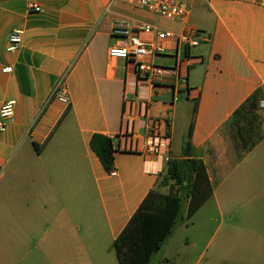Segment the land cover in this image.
Instances as JSON below:
<instances>
[{
    "label": "crops",
    "instance_id": "obj_1",
    "mask_svg": "<svg viewBox=\"0 0 264 264\" xmlns=\"http://www.w3.org/2000/svg\"><path fill=\"white\" fill-rule=\"evenodd\" d=\"M182 3L186 26L210 39L188 56L152 58L182 68L151 83L132 61L108 56L120 44L113 27L180 34L183 24L128 0H0V110L16 102L0 131L1 255L119 264L113 243L186 148L205 162L214 189L195 215L208 204L222 219L234 209L251 230L252 215L264 211V0ZM14 30L23 42L10 52ZM61 79L67 106L51 100ZM152 133L169 138L165 156L143 152ZM94 134L113 139L110 171L90 147Z\"/></svg>",
    "mask_w": 264,
    "mask_h": 264
},
{
    "label": "trees",
    "instance_id": "obj_2",
    "mask_svg": "<svg viewBox=\"0 0 264 264\" xmlns=\"http://www.w3.org/2000/svg\"><path fill=\"white\" fill-rule=\"evenodd\" d=\"M188 53L186 50L184 56ZM44 145L35 144L37 148ZM90 147L110 171L115 153L113 139L94 134ZM160 185L169 187V191L152 189L113 243L119 264H150L176 229L183 206L186 204L187 219H191L214 192L205 162L193 157L169 160Z\"/></svg>",
    "mask_w": 264,
    "mask_h": 264
},
{
    "label": "built area",
    "instance_id": "obj_3",
    "mask_svg": "<svg viewBox=\"0 0 264 264\" xmlns=\"http://www.w3.org/2000/svg\"><path fill=\"white\" fill-rule=\"evenodd\" d=\"M116 0H109L113 3ZM137 3L153 14L164 19L183 24L180 34L165 31L159 27L144 25L138 29H132L124 22H118L112 29V35L120 39L118 46H113L108 50V56L113 59H124L132 61L138 71L144 74L151 83L162 80L166 76H173L181 73L182 65L176 62L174 66L157 64L152 58L170 54H178L179 51L185 53L202 42L209 41V37L203 38L200 30L186 26L190 16V8L186 7L179 0H128ZM30 12H40L42 8L38 4H31ZM186 26V27H185ZM141 33L151 35V39L144 40ZM8 51L15 52L23 42V32L14 30L9 35ZM172 43V47L167 46ZM174 46V47H173ZM56 100L63 105H69V91L65 80L61 79L56 86L51 100ZM15 101L4 103L0 110V131L5 130L6 121L12 119L15 114ZM260 108L264 109V98L260 101ZM146 106V103H145ZM169 150V138L161 137L155 133L146 137L143 145V152L154 156H165ZM116 175L115 172L112 173ZM1 176V174H0Z\"/></svg>",
    "mask_w": 264,
    "mask_h": 264
},
{
    "label": "rangeland",
    "instance_id": "obj_4",
    "mask_svg": "<svg viewBox=\"0 0 264 264\" xmlns=\"http://www.w3.org/2000/svg\"><path fill=\"white\" fill-rule=\"evenodd\" d=\"M201 33L204 34L203 31ZM157 63L170 64L165 59ZM157 189L164 193L169 191V187ZM234 211L231 209L222 219L208 204L187 219L185 204L171 238L153 256L150 264H264V211L252 215L251 230L248 225H245L247 230L240 228ZM18 255H10L7 249L3 255L0 254V264H9L15 259L17 264H21ZM53 258L57 260L56 256ZM32 261L36 263L35 252L25 260L26 264H33Z\"/></svg>",
    "mask_w": 264,
    "mask_h": 264
},
{
    "label": "water",
    "instance_id": "obj_5",
    "mask_svg": "<svg viewBox=\"0 0 264 264\" xmlns=\"http://www.w3.org/2000/svg\"><path fill=\"white\" fill-rule=\"evenodd\" d=\"M185 152L184 155L187 157V158H190L191 157V154L189 153V150L186 148L185 149Z\"/></svg>",
    "mask_w": 264,
    "mask_h": 264
}]
</instances>
